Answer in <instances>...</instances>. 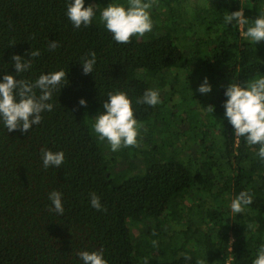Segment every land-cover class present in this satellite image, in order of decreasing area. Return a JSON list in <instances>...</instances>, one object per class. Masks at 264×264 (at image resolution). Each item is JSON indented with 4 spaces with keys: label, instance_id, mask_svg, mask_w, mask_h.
Wrapping results in <instances>:
<instances>
[{
    "label": "trees",
    "instance_id": "1",
    "mask_svg": "<svg viewBox=\"0 0 264 264\" xmlns=\"http://www.w3.org/2000/svg\"><path fill=\"white\" fill-rule=\"evenodd\" d=\"M110 2L86 0L93 22L74 29L67 0H0V78L16 76L14 55L32 61L17 79L66 73L40 125L9 133L0 122V264H82L79 251L100 250L108 264H252L264 246V162L258 145L236 138L222 105L231 83L264 77V41L251 42L247 25L226 24L224 14L242 9L251 24L264 0H207L210 7L169 20L154 12L157 26L129 43H116L100 22ZM179 5L157 0L168 12ZM55 41L59 47L49 50ZM32 50L40 56H27ZM90 51L97 62L84 75L80 61ZM185 73L192 102L203 100L204 108L181 107L175 94L162 109L136 103L146 89H158L164 101L161 85ZM205 77L212 91L201 94ZM117 90L132 101L138 146L112 152L92 126ZM45 147L65 153L61 167H43ZM53 190L63 193L62 215L49 211ZM241 191L253 203L238 218L230 202ZM91 193L106 210L91 207Z\"/></svg>",
    "mask_w": 264,
    "mask_h": 264
},
{
    "label": "clouds",
    "instance_id": "2",
    "mask_svg": "<svg viewBox=\"0 0 264 264\" xmlns=\"http://www.w3.org/2000/svg\"><path fill=\"white\" fill-rule=\"evenodd\" d=\"M86 5V0H67L66 15L74 29L92 24L95 16L94 5ZM152 0H127L122 4L119 0L111 2L100 11V22L105 29L112 34L116 43H129L133 37L143 36L153 28V21L149 9ZM226 24L247 25L244 35L255 44L264 41V12L258 14L251 24L244 16L243 10L224 14ZM59 47L57 41L50 42L49 50ZM31 58L40 56L39 50H32L26 54ZM16 69V76L31 68L32 61L20 55L12 56ZM97 62L95 51H90L86 57L81 58L84 75L92 73ZM16 76L5 74L0 78V122L8 129V132L19 130L30 131L33 126L40 125L44 112L54 109L52 103L53 92L66 78L63 70L40 74L34 81L17 79ZM201 94L212 91V85L205 77L197 89ZM226 97L223 102L224 119L232 126L237 139L243 137L248 145H258L256 155L264 162V77L254 79L246 83H231L225 90ZM158 89H146L143 96L138 98L137 104L155 107L160 103ZM80 106L87 107V101L83 98ZM100 111L94 117L93 131L100 142L107 141L112 152L121 148L138 146V120L135 117L131 99L127 93L119 90L109 92L107 100ZM208 110L215 111V106H209ZM43 167L59 168L65 161L63 151L53 152L51 149H41ZM63 193L53 190L49 193V211L62 215L64 213ZM89 203L97 211L104 209L100 197L90 194ZM253 203L252 196L247 191H241L231 200L230 207L235 213H241L245 206ZM155 243V242H153ZM77 256L82 264H108L103 250L79 251ZM186 259H190L186 257ZM252 264H264V246H261L255 254Z\"/></svg>",
    "mask_w": 264,
    "mask_h": 264
},
{
    "label": "rangeland",
    "instance_id": "3",
    "mask_svg": "<svg viewBox=\"0 0 264 264\" xmlns=\"http://www.w3.org/2000/svg\"><path fill=\"white\" fill-rule=\"evenodd\" d=\"M224 2V0H222ZM214 2V0H213ZM204 6L206 7H210L209 3L207 2V0H180V5L179 8L175 9L173 12H168L165 11L163 8H161L160 6H157V0H152V7L149 9L150 15L153 16L154 12H158L159 13V17H162L163 19L169 20L175 16H178L179 13L180 15H188V17L196 12L201 10V8H204ZM179 15V16H180ZM206 21H204V25L205 28L207 29V33H208V28L210 27V25L208 24V20L206 19ZM153 21V20H152ZM153 26H157L156 21H153ZM148 38V37H147ZM232 66V62L231 61H227V64L224 68H229ZM188 76V74H181L179 76H170V81L168 82V85L166 82H164L161 85V89L162 90H166V94L164 97V101L160 100V106L161 109L165 107V104L171 99V97L175 94L176 97H178L176 99L177 102H179V104L181 105V107H187V105L189 107H192L193 104L196 105L194 102H197V104L199 106H201V109L204 108V104L205 101L203 100H194V102H192V97H194V89H191L190 87L187 86V84L185 83L184 79ZM170 83L174 86V88H171ZM205 96V95H204ZM183 98V99H182ZM202 101V102H201ZM139 165H135V163L130 164L129 168L132 169H136L138 168ZM129 172V170H128ZM127 172V173H128ZM126 174V173H125ZM260 194H264V182L262 183L261 187H260ZM204 204H206V200L203 201ZM231 203V202H230ZM233 214L238 218L241 217L240 214L233 212ZM140 221V220H139ZM143 221V220H142ZM138 225L144 227L145 229H149V230H155V227H153V225H149L146 224L144 221L139 223ZM138 231L137 228H135V233Z\"/></svg>",
    "mask_w": 264,
    "mask_h": 264
}]
</instances>
